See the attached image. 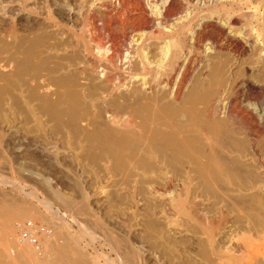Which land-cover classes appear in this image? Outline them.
<instances>
[{"label": "rangeland", "instance_id": "1", "mask_svg": "<svg viewBox=\"0 0 264 264\" xmlns=\"http://www.w3.org/2000/svg\"><path fill=\"white\" fill-rule=\"evenodd\" d=\"M83 11V0H0V212L8 211L0 226L6 217L14 219L20 248V224L45 226L36 232L37 244L43 260L51 255L53 264L66 257L72 264H264V197L223 196L232 185L222 186L218 175L197 168L200 176L181 186L188 196L173 199L165 194L162 141L147 147L136 137L110 138L104 127L91 139L81 130L85 109L61 101L67 88L49 90L61 91L58 104L43 88L59 81L48 78L47 69L62 52L46 59V48L68 44ZM32 15L49 20L43 25ZM175 166L171 173L178 177L182 171ZM10 243L0 234L1 264H25L30 255L39 264L43 258L31 245L23 243L31 253L26 256ZM57 254L64 260L57 263Z\"/></svg>", "mask_w": 264, "mask_h": 264}, {"label": "bare ground", "instance_id": "2", "mask_svg": "<svg viewBox=\"0 0 264 264\" xmlns=\"http://www.w3.org/2000/svg\"><path fill=\"white\" fill-rule=\"evenodd\" d=\"M83 7L79 31L67 29L69 43L47 47L43 54L47 59L62 51L56 64L46 66L48 78L59 77L64 85L51 77L55 82L43 88L68 89L60 100L85 109L81 130L92 139L105 128L109 137H136L147 147L162 141L165 194L173 199L188 196L189 189L181 186L192 184L197 168L218 175L222 186L232 185L223 196L264 197V0H83ZM39 19L44 25L48 17ZM7 23L10 36V18ZM56 89L49 92L58 98ZM175 164L182 171L178 177L171 173ZM15 224L6 217L0 234L26 256L31 253L23 243L33 246L43 257L39 264H50V253L43 260L40 244L21 234L20 248ZM29 257L25 264H37Z\"/></svg>", "mask_w": 264, "mask_h": 264}, {"label": "built area", "instance_id": "3", "mask_svg": "<svg viewBox=\"0 0 264 264\" xmlns=\"http://www.w3.org/2000/svg\"><path fill=\"white\" fill-rule=\"evenodd\" d=\"M21 236L25 239H28L34 244L38 243L36 232L38 230L45 231L47 228L45 226L37 225L31 220H27L19 225Z\"/></svg>", "mask_w": 264, "mask_h": 264}]
</instances>
